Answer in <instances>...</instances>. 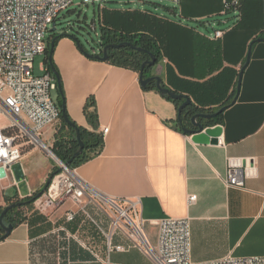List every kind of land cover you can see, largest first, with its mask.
<instances>
[{"label":"crops","instance_id":"0c3cea01","mask_svg":"<svg viewBox=\"0 0 264 264\" xmlns=\"http://www.w3.org/2000/svg\"><path fill=\"white\" fill-rule=\"evenodd\" d=\"M225 1H239L244 13L258 2L257 19L243 23L240 10L223 14ZM151 5L153 9L142 12L181 28L194 29L211 40H215L212 38L215 30L226 31L220 42L225 66L237 73L234 96L237 100L223 113L219 144L194 143L190 135L176 128L178 107L159 92L145 90L138 72L92 60L74 40L66 37L59 41L53 60L64 89L68 118L78 127L93 132L85 105L94 98L96 132L101 134L105 128L109 129L102 135L100 154L74 172L93 191L106 197L140 198L142 215L147 221L146 233L154 246L158 239L156 222L164 218H189L193 261L208 262L227 256L264 257V42L252 46L237 91L250 44L264 32V0H181L171 7ZM163 63L164 84L171 89L167 84L169 61L164 59ZM175 72L180 76L176 69ZM54 126L43 133L46 139L53 136L49 146L42 141L49 150L59 131L65 139L76 137L68 125L62 124L60 129ZM34 156L37 159L30 160ZM230 158L256 161L257 176L247 179L243 190L226 188ZM20 164L25 179L19 184L14 178L0 183V208L6 207L5 196L20 200L30 193L37 194L40 180L32 184L33 189L29 178L43 170L45 179L54 167L43 150L33 146L24 150ZM192 195L197 196V201L189 206L188 197ZM69 210L77 209L71 203L49 214L34 211V206L32 210L24 209L26 221L0 243V264H102L74 241L57 258L62 245L53 232L64 223ZM88 210L98 216L95 207ZM81 222L79 217L69 229L77 232ZM81 237L85 241L94 238L103 258L111 264H155L138 249L108 253L105 239L89 226L82 229ZM113 243L126 245L127 241L115 236Z\"/></svg>","mask_w":264,"mask_h":264},{"label":"built area","instance_id":"2783aa9c","mask_svg":"<svg viewBox=\"0 0 264 264\" xmlns=\"http://www.w3.org/2000/svg\"><path fill=\"white\" fill-rule=\"evenodd\" d=\"M106 0H81V5L97 7L100 12L106 6ZM75 0H0V116L8 125L0 128V183L13 178L11 168L19 164L24 149L29 146L41 147L51 156L53 154L42 142L44 131L54 126L61 118V110L54 103L52 93L57 91V82L45 72L42 76L34 74V61L37 56L45 55L47 33L55 24L60 14L74 5ZM181 0H129L133 4L178 5ZM239 1H225L224 13L239 11ZM101 22V20H100ZM96 30V23L91 25ZM226 31L215 30L212 36L221 40ZM108 128L102 130L105 136ZM62 163V162H61ZM61 172L56 174L43 196L34 203V211L49 214L71 203L77 210H69L64 216V223L54 234L59 238L61 252L67 251L72 241L92 254L102 264H111L102 256L97 241H85L81 231L86 226L105 239L108 253L125 252L138 249L155 264H264V257H234L195 262L192 260V241L190 219L164 218L155 225L158 227L157 244H151L146 233L147 221L142 215L140 198L114 199L93 191L80 180L74 170L61 164ZM257 176L256 161L253 159L230 158L227 161L225 185L227 189H245L246 180ZM15 182V181H14ZM30 193L26 198H33ZM197 201V196L188 197V205ZM95 207L93 215L88 210ZM79 217L82 222L77 232H72L69 225ZM88 230V229H87ZM87 232L92 233L90 230ZM115 236L126 239V245H115Z\"/></svg>","mask_w":264,"mask_h":264},{"label":"trees","instance_id":"16d2710c","mask_svg":"<svg viewBox=\"0 0 264 264\" xmlns=\"http://www.w3.org/2000/svg\"><path fill=\"white\" fill-rule=\"evenodd\" d=\"M258 4V2H255V6L250 5L247 7V13H244L243 9L240 10L243 13V23L248 19H257L256 14L259 9H255V7ZM98 11L100 12L99 9ZM101 15L100 51L98 54H88L89 58L97 60V56H103L104 49L109 47L107 63L140 73L141 66L150 60L149 54H153L157 58V64L164 59L169 61L167 66V84L171 89L178 94L193 99V106L187 108L185 112L190 110L194 113L214 114L221 108L231 105L235 96L237 73L233 68L225 66L226 57L220 40H211L207 35H201L194 29L188 30L172 25L156 15L140 10H119L105 6L101 11ZM66 37L68 35L57 36L53 34L50 38H47L46 60L43 67L44 71L51 74L57 82V91L59 92L58 106L61 110L60 120L67 127L62 115V108L66 103L64 89L59 74L56 76L52 71V69H55L57 72L54 60L52 59L50 62L49 59L52 44L55 51L59 41ZM260 37L264 39V32ZM115 45L123 46L119 48L112 47ZM130 45L143 49L147 53L133 50ZM78 47L86 54L81 45L78 44ZM174 68L180 76L176 74ZM144 89L157 91L154 83ZM164 98L174 103L177 107L181 104L168 97ZM85 115L94 131H88L76 125L80 130L84 151L69 166L71 170L99 155L103 148V136L96 132L98 129V118L94 98H90L86 103ZM222 120L223 114H219L214 119L202 120V122L205 127H215L222 124ZM176 128L182 130L179 125ZM69 129L75 134L74 129ZM61 132L57 133L52 152L63 164H67L79 150V144L74 135L72 139H65L60 135ZM58 170L54 168L51 175ZM30 199L15 200L5 196L6 207L0 208V216L8 206L27 203ZM33 206L34 204H26L25 206L11 209L5 215L4 223L16 228L27 219L24 215V209L32 210ZM8 237H5V232L0 225V243Z\"/></svg>","mask_w":264,"mask_h":264},{"label":"water","instance_id":"95a60500","mask_svg":"<svg viewBox=\"0 0 264 264\" xmlns=\"http://www.w3.org/2000/svg\"><path fill=\"white\" fill-rule=\"evenodd\" d=\"M55 30V24L53 26V31ZM257 42H264V39L259 38L257 40L252 41V43L250 44L249 47V51H248V55L246 58V63L243 66L240 74H239V80H238V87H237V91L239 93L240 90V86H241V79H242V75L243 72L245 70V68L247 67V65L249 64L250 58H251V49L252 46L257 43ZM123 45H119V46H112L115 48H119L122 47ZM130 47L133 50H137L139 52H145L147 53V51L143 50V49H139L136 48L134 46ZM108 48H105L103 51V56H97V60L102 61V62H107L108 61V55H107V51ZM53 53H54V45L52 44V48L50 51V62L53 59ZM87 56H89L88 54H86ZM150 56V60L146 61L142 66H141V70H140V82L143 88L147 87L148 85L154 83L157 92H159L162 96L164 97H168L173 101H177L180 102L181 104L178 107V118H177V124L182 128V131L184 132L185 135H190L192 137V141L196 144H204V145H218L219 144V139L222 135V127L221 126H215V127H208L206 128L204 123L202 122V120H209V119H214L216 118L219 114H223L224 111L227 109L228 106H225L223 108H221L217 113L214 114H201V113H197L194 114L192 116H188L186 115L184 112L187 108L192 107L193 106V102L192 100L184 95L178 94L176 92H174L173 90L167 88L164 84V81L162 80V78H160L159 76H152V77H148L145 78V70L146 68H153L155 65H157V58L153 55V54H149ZM52 71L54 72V74L56 76H58V73L55 71V69H52ZM237 100V96L234 98V100L232 101L231 105L234 104ZM62 115L64 118V121L66 122V124L75 130V135H76V141L79 144V150L74 154L73 158L67 163L64 164L67 168H69V166L73 163V161L80 156L83 151H84V143L81 139V134H80V130L76 127V124H74L73 122H71V120L68 118L67 113H66V104L63 106L62 108ZM51 153L53 154L52 150H50ZM54 157H56L53 154ZM57 158V157H56ZM58 159V158H57ZM59 160V159H58ZM12 174H13V178L16 184H19L21 182L24 181L25 179V174L23 172V169L21 167V164H16L11 168ZM62 170L59 169L56 173H54L53 175L50 176V178L47 180L45 187L41 190V192H39L38 194H36L33 198H31L27 203H19V204H15V205H11L8 206L7 208H5V210L2 212L1 216H0V225L2 227V229L5 232V237H8L11 232L13 231V226L12 225H6L4 223V217L5 215L13 208L15 207H22L25 206L26 204H34L38 199H40L43 194L47 191V189L49 188L52 179L54 178V176H56V174H59ZM0 175L4 176L5 173L3 170H0Z\"/></svg>","mask_w":264,"mask_h":264},{"label":"rangeland","instance_id":"374dc122","mask_svg":"<svg viewBox=\"0 0 264 264\" xmlns=\"http://www.w3.org/2000/svg\"><path fill=\"white\" fill-rule=\"evenodd\" d=\"M106 6L111 8H116L119 10H140L143 11L145 9H153V5L151 4H133L129 3V0H106ZM162 7H171L172 4L170 3H163L159 4ZM101 12L98 11V8L90 5H81V0H75L74 5H72L67 10L63 11L59 18L56 21L55 24V30L53 31L52 25L49 29V32L47 33V38H50L53 34H56L57 36H63L68 35V38L74 40L76 44L81 45L83 50L86 54H98L100 51V39H101V31H100V20H102ZM96 23V30H92L91 25L93 23ZM202 31H206V29L203 26H200ZM62 40V39H61ZM60 40V41H61ZM46 60V55L37 56L34 61V74L36 76H42L44 75V71L42 69V64H44ZM151 73L155 76H159L162 78V80H165V63L161 61L159 64L155 65L151 69ZM52 99L54 103L58 106L59 102V92L55 91L52 93ZM59 107V106H58ZM60 123L62 125V122L58 121V123L54 126L58 129H60ZM8 125V122L6 119H4L2 116H0V128L5 127ZM58 131V130H57ZM49 136V135H48ZM42 141L49 146L53 139V136L51 139H46L45 135L42 136ZM39 149L43 150L47 158L52 162L54 165L51 172L44 177V171L38 170L32 177L29 178L28 182L31 183V188L35 187L32 184L37 183L38 180H40L39 184L37 185V191L41 190L45 187L47 180L50 178V175L54 168L61 169V161L58 160L56 157L51 156L44 148L42 149L39 147ZM52 149V148H51ZM37 159L36 156L31 157L30 160ZM28 165V164H27ZM34 189V188H33ZM25 198H20V200H24Z\"/></svg>","mask_w":264,"mask_h":264},{"label":"flooded vegetation","instance_id":"af4514ba","mask_svg":"<svg viewBox=\"0 0 264 264\" xmlns=\"http://www.w3.org/2000/svg\"><path fill=\"white\" fill-rule=\"evenodd\" d=\"M151 69H152V68H151ZM151 69L148 68V69L145 71V77H146V78H148V77H152V76H155L154 74L151 73ZM185 114L188 115V116H189V115L192 116V115L197 114V113H194V112H191L190 110H187V112H185Z\"/></svg>","mask_w":264,"mask_h":264}]
</instances>
